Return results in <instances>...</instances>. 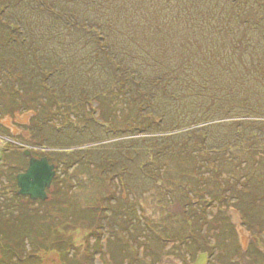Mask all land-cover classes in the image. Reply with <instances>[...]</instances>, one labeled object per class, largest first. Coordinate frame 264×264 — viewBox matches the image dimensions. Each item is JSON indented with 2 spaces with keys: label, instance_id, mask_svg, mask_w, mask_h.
Listing matches in <instances>:
<instances>
[{
  "label": "rangeland",
  "instance_id": "obj_1",
  "mask_svg": "<svg viewBox=\"0 0 264 264\" xmlns=\"http://www.w3.org/2000/svg\"><path fill=\"white\" fill-rule=\"evenodd\" d=\"M27 1L0 0V3L9 4L8 17L22 20L26 33L40 45L41 60L49 67L54 58L59 59L53 54L57 43L71 51L59 53L63 59L59 60L69 71L74 69L80 73L66 74L62 78L68 82L64 97L68 90L74 97L84 91L89 95L120 92L109 65L106 62L104 67L101 65L93 35L87 37L83 32L72 31L65 23L59 26L51 21L44 23L48 14ZM188 1L96 0L102 14L96 12L99 10L90 11L88 8L95 4L90 6L86 2L80 12L83 16L86 14L91 23L103 24L102 32L110 51L120 57L125 66L138 69L145 78L158 77L159 68L149 66L142 71L138 63L146 62L148 57L163 58L162 51H165L177 57L189 54L187 59L202 68L204 58L212 52L216 35L207 38L197 35L180 13ZM199 1L207 7L211 3L210 0ZM219 1L224 4V0ZM255 10L247 9L246 15ZM38 25H43L44 31L34 33ZM255 30L252 31L257 33ZM253 32L250 34L254 35ZM0 35H3L1 29ZM152 43L155 46L150 50L155 57L148 53ZM14 52L0 42V264H193L202 253L208 254V264H264L263 147H257L254 153L250 146L230 150L215 160L206 156L205 159L197 149L182 145L185 146L180 147L182 154L179 151L166 153L162 159L155 154L154 159L147 153L148 144L138 141L140 155L134 151L131 155L119 153L120 147L113 144L140 138L134 137L131 129L133 123H139L134 105L129 104L124 112L122 102H111V107L106 108V101L116 98L109 94L103 100L94 98L85 107L59 109L50 95H46L31 54L21 57L18 53L14 54L17 58H12ZM261 57L264 58V42L258 45L250 62H260ZM13 61H18L19 65L11 64ZM22 72L26 77L20 83L15 77ZM262 77L248 73L240 91L235 80L229 79L221 85L220 89L224 88L231 103L237 102V111L230 115L224 113L225 108L219 111L218 103L199 107L200 99L185 96L187 105L177 108L176 113H170L166 104L156 107L157 113L164 114L166 119L162 126L155 125L150 130L162 137L178 133L175 125L179 123L189 125V130L225 123L210 129V133L216 135L226 127L230 132L236 121L247 120V130L254 127L253 122L264 134ZM59 83L54 81V84ZM124 88L127 92H120L121 97L132 99L136 90H130L129 86ZM88 110L92 112L91 117L87 116ZM206 110L215 113L211 116L214 120L193 124L208 116ZM103 112L106 118L114 114L121 116L122 120H116L110 128L125 134L123 137L116 138L117 135L108 134L111 129L97 125L96 120L105 121ZM247 113L256 115L243 118ZM143 124L144 121L138 124L140 129ZM215 137L211 142L222 145L225 138ZM92 149L115 154L120 158L119 163L128 162V169L121 172L114 169L112 173L117 177L110 179L108 173L112 169L105 162L93 164L90 160L98 159L100 153H94L90 159L87 154L82 160H78V155H69ZM26 150L38 159L53 156L49 155L48 159L55 165L56 175L45 201H34L17 192V175L25 172L29 165V158L24 156ZM209 159L221 168L220 172L213 170ZM141 161L147 162L146 170L154 173V177L144 176L138 170ZM170 177L179 179L180 183L169 182ZM157 178L163 179L158 181ZM219 181L223 184L219 185ZM197 189L201 190V196L194 192ZM240 210L249 225L243 221ZM88 211L92 213L86 214ZM187 216L194 220L196 241L188 234L192 225L187 222ZM70 221L75 226H71ZM100 225L103 228L96 233Z\"/></svg>",
  "mask_w": 264,
  "mask_h": 264
},
{
  "label": "trees",
  "instance_id": "obj_2",
  "mask_svg": "<svg viewBox=\"0 0 264 264\" xmlns=\"http://www.w3.org/2000/svg\"><path fill=\"white\" fill-rule=\"evenodd\" d=\"M208 1L209 0L206 2ZM210 1L212 5L210 3L207 7L203 6L202 1L189 0L188 5L184 6L182 10H180L184 20L189 23L188 26L193 29L194 33L196 32L197 35L201 34L206 38L208 36L216 35L218 38V40L216 38L213 42L212 52H208L209 54L207 58H204V62L201 63V67L203 69L194 66L192 64L193 61L187 59L189 54L183 57L178 55L177 57L174 54L169 55V53L162 51V53H164V57L160 59H165L166 62L156 59L157 57H148L146 62L143 60L138 63L142 71L149 69V66H152L154 69L159 68L160 72L158 77H154L153 75L146 78L140 73L138 69H130L125 66L122 63L120 57H117L116 54L110 51V45L108 42H106V35L102 32L103 24L97 22L91 23L89 21L91 19L88 20L89 17L86 14L84 16L81 14L80 8H82L83 3L85 2L90 6L91 4H95L88 8L90 11L99 10L96 12L102 14L100 13V9H98L96 6V0L27 1L35 3V5L40 10L48 14V17L45 18L46 20H43L44 23H46V21H51L53 22L52 24L57 26L65 23V26L67 25V27L71 28L72 31L83 32L87 37H91V35H93V40L96 43V53L101 59L102 67H104V62L109 65L112 73L117 78V83L120 86V92L126 93L127 91L124 87L128 86L131 88L130 90H136V94L131 96L132 99L128 96L123 99L120 92L116 91L111 93H108L107 91V93H104V95H101L100 92H95L94 95H89L90 93L84 91L79 96L74 97L71 96L68 90L66 96L64 97V93L68 89V82L67 80L64 81L62 78L65 77L66 74L80 73L74 69H72L73 71H69L70 69L67 68L66 64L60 61L63 59L59 56V53L68 54L71 51L67 47L58 45L57 43L53 54L60 60L54 58V60L51 61V65L49 67L48 63H44V61L41 60V57L39 56L41 51L39 48L40 45L36 44L34 42V38H30L28 33H26L27 30L24 29L23 24L20 22L22 20L19 17H17L18 19H11L8 17L10 16V13H8L9 4L0 3V29L3 34L0 35V42L4 48L9 46L11 51H15L12 53V58H17L14 56V54L18 53H20L21 57L31 54L35 67L42 78L40 82L43 86V89L45 90L46 95H50L49 97L52 103L59 107V109H62L66 106H68L67 108H78L80 106L85 107V104L89 105L91 100L94 98H100L103 100L104 98L106 99V96L109 94L115 95L116 98H111L109 101H106V108L111 107V102L114 104L122 102V105H124L122 111L124 112L126 108L129 109V104L134 105V112L137 114V120L139 123L144 121V124L140 129V126L138 125L139 123H133L131 125V129L133 130V136L140 138H130L126 141H118L113 144L120 147L119 153L122 151V153L124 152L125 155H131V153L134 151L136 154L140 155L139 147L136 146L138 141L148 144L149 150H147V153L150 154V156H154V159L155 154L161 157L166 155V153H176L177 151L181 153L180 147L185 146L197 149L204 158L206 156L215 160L218 156H222L230 150H242L241 148L247 146H250V151L254 153L257 147L260 149L261 147L264 148V134L260 132V126H256V124L253 122L251 123L254 125V127L251 128V130H247L246 128L249 123L247 120L236 121L235 126L232 127L230 132H228L229 127H226L222 128L216 135L210 133V129H212L214 126L225 123H219L217 125H204L201 127L195 126L196 128L192 130H189L191 128L189 125L179 123L175 125L179 131L178 133L173 135L165 134L162 137H158L157 135L159 134L156 133V131L150 130V128H154L155 125L162 126V123L164 124L166 119L164 114L161 115L160 113H157L155 109L156 107H163V105L166 104L170 108V113H176L177 108L187 105V102L184 101L187 99L185 96L200 99L198 102L199 107H211V105L218 103L220 104L219 111L225 108L224 113L226 115H230L232 111H237L236 107L238 106L235 104L237 102L231 103L229 97L224 91V88L223 91L220 89L222 87L221 85L223 83H227L229 79L231 81L235 80L237 89L240 91L242 86L247 81L245 79V75L248 73L253 77L261 74V76H263L262 78L264 79V63L262 62V59L264 58H259L260 62H250L251 58L257 53L258 45L261 42H264V0H224L225 5L219 0ZM213 6H215V8H213ZM33 7L35 8V6ZM249 8H254L256 10L254 13L249 12L250 14L247 13L246 15V11ZM100 16L103 17V15ZM254 28H256L255 32L257 33L252 31ZM259 30L261 31L259 32ZM41 31H44L43 25H38L37 27L35 26L34 33H39ZM128 31L129 29L125 31V35L128 34ZM251 32H253L254 35H251ZM130 38H132V35H130ZM79 44L82 45V42L80 41ZM152 46H155L154 43H152L148 48V53L150 56H154L150 50L153 48ZM4 59H6V57H4ZM1 61L2 58L0 57V62ZM220 61L221 64L218 63ZM11 64L18 66L19 62L13 61ZM154 69L152 71L156 72ZM195 72L198 73L195 74ZM56 76L57 80H54L53 78ZM25 77L26 74L22 72L15 78L20 83H23ZM226 77H228V79H223ZM110 79H108V81ZM54 81H60L61 83L54 84ZM151 86L152 88H150ZM86 90L88 89L86 88ZM183 102L185 103L184 105H182ZM91 114L92 112L88 110L87 116L91 117ZM213 114L215 113L209 111L208 116L205 119L201 120L200 122H194L193 124L197 125L200 123L205 124L210 122L214 120V118L211 117ZM254 115L256 114L247 113L242 115V117L247 118L253 117ZM103 117L105 118V121L101 120V122H98L96 120V123L98 126L100 125L107 129H111V125L116 120H122L121 116L118 114L111 115L110 119L106 118L103 112ZM156 120L159 121L156 122ZM146 125L148 128H146ZM111 130L112 131H108V134L117 135L116 138H118L120 135H122V137L125 135L121 134V132H118L117 129ZM214 136H218L217 138L220 139L225 138L224 142L221 143L222 145H216L211 142ZM132 140L135 141L130 142ZM124 143L126 147L124 146ZM88 151L85 150L84 153H75L70 151L71 153L69 155H74V157L78 155L80 157L78 160H82L85 159L83 157H87V154L88 159H90L92 155H95L94 153H100L101 155L98 157V159L95 158V161L94 159L90 160L94 162L93 164H96L97 162H105V164L108 165L107 167L112 169L109 170L108 178L117 176L116 174L112 173L114 169H117L119 172L128 169V162L124 164L119 163L120 158L115 157V154L108 152L107 150L98 151L92 149L89 152ZM190 153L194 154L195 152ZM49 155L48 156L50 158L53 157L52 154ZM253 156H256V154ZM55 158H57V156H55ZM162 158L163 157H161V159ZM134 160L135 159H130V161ZM209 160L210 165L213 166V170H218V172H220L221 170L219 169L221 168L215 166L212 159ZM220 160L223 159L221 158ZM184 161H186V159H184ZM148 166L149 165L147 162L141 161L138 164V170L142 172L144 176L152 178L155 175L154 173H149L148 170H146ZM162 179L157 178L158 181ZM168 179H170L169 182L173 184L176 182L180 183L179 179L171 177ZM221 182L222 181H219L217 183L222 185L223 182L222 184ZM259 183H261V181ZM248 191L250 190L248 189ZM194 192L198 194V196H201L200 189H197ZM225 198L226 196H224V199ZM205 199L207 198H200L202 201ZM36 209L37 208H35V210ZM87 213L91 214L92 212L88 211L86 214ZM240 213L246 220L245 222L247 225H249V220L247 219L244 212L240 210ZM190 217L191 216L185 217L188 218L187 222L189 224L192 222L191 229L187 226L188 234L192 237V240L196 241V238L194 239L193 236L196 237L198 233L196 232V227L193 225L195 224L194 220ZM69 224L71 226H75V224L73 225L71 221ZM65 226H68L67 223H65ZM102 228L103 227L101 225L100 227L96 228V233L97 230ZM23 234L26 235L25 237H28L27 232L23 231ZM256 235L259 237L258 233ZM204 238L205 241L208 239L206 236Z\"/></svg>",
  "mask_w": 264,
  "mask_h": 264
},
{
  "label": "water",
  "instance_id": "obj_3",
  "mask_svg": "<svg viewBox=\"0 0 264 264\" xmlns=\"http://www.w3.org/2000/svg\"><path fill=\"white\" fill-rule=\"evenodd\" d=\"M29 158V165L25 172L17 175L19 195L28 196L31 200L45 201L48 198L47 190L51 187L56 175L55 165L50 164L47 157L38 159L30 150L24 151ZM208 254L202 253L193 264H208Z\"/></svg>",
  "mask_w": 264,
  "mask_h": 264
}]
</instances>
